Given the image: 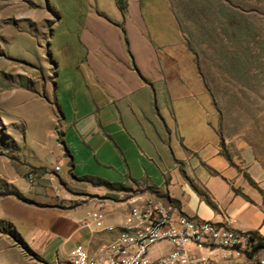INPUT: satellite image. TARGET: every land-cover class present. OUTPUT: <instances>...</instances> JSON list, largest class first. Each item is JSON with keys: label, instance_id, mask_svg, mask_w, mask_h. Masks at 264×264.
I'll return each instance as SVG.
<instances>
[{"label": "crops", "instance_id": "crops-1", "mask_svg": "<svg viewBox=\"0 0 264 264\" xmlns=\"http://www.w3.org/2000/svg\"><path fill=\"white\" fill-rule=\"evenodd\" d=\"M113 1V11L91 5L77 14L78 52L55 65L44 97L36 94L51 122L36 156H51L19 162L9 183L37 174L25 194L2 192L14 205L0 211V264H70L76 245L96 254L117 238L128 206L75 177L135 183L178 214L215 222L228 214L235 229L264 237V143L219 131L213 95L168 0ZM147 13L157 16L152 28ZM57 191L80 199L66 204ZM99 209L114 232L87 221Z\"/></svg>", "mask_w": 264, "mask_h": 264}, {"label": "rangeland", "instance_id": "rangeland-1", "mask_svg": "<svg viewBox=\"0 0 264 264\" xmlns=\"http://www.w3.org/2000/svg\"><path fill=\"white\" fill-rule=\"evenodd\" d=\"M168 1L213 95L219 131L235 142L264 143V0ZM91 5L115 10L113 0H0V211L14 205L3 201V191L28 190L25 179L21 186L8 182L16 178L19 162L50 159L47 152L36 156L38 143L48 142L46 128L51 126L46 100L36 94L44 95L43 84L55 65L59 69L76 52L79 22L74 18ZM156 17L145 16L150 28ZM160 23L167 40H173V27L163 18ZM5 152L12 163L2 157ZM94 186L116 192L118 198L147 191L131 182L118 190ZM172 250L163 241L149 256Z\"/></svg>", "mask_w": 264, "mask_h": 264}, {"label": "built area", "instance_id": "built-area-1", "mask_svg": "<svg viewBox=\"0 0 264 264\" xmlns=\"http://www.w3.org/2000/svg\"><path fill=\"white\" fill-rule=\"evenodd\" d=\"M59 170L57 166L55 171ZM36 178L34 172L25 177L29 185ZM57 193L66 204L76 200ZM120 200L128 206V214L117 238L102 244L96 254L76 245L69 254L70 264H264V248L256 247L250 232L235 229L230 218L223 222L193 219L178 214L171 203L149 191L123 195ZM87 221L97 230L114 232L118 228L106 224L100 209L89 212ZM163 241L173 250L150 258L149 250Z\"/></svg>", "mask_w": 264, "mask_h": 264}, {"label": "trees", "instance_id": "trees-1", "mask_svg": "<svg viewBox=\"0 0 264 264\" xmlns=\"http://www.w3.org/2000/svg\"><path fill=\"white\" fill-rule=\"evenodd\" d=\"M186 43H187V41H186ZM187 46L189 47L191 52H193L188 44H187ZM32 171H37V170L36 169H32ZM75 179L80 180V181H87V182H90V183H92L94 185H103V186H106V187H108L109 189H112V190H118L121 187V184H119V183H110L108 181L101 180V179H95V178L89 177V176L85 177V178H77V177H75ZM251 237H252L253 241L256 243V245H257L256 247L257 248H264V237H262L261 235H259L256 232H251Z\"/></svg>", "mask_w": 264, "mask_h": 264}]
</instances>
